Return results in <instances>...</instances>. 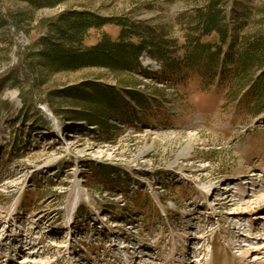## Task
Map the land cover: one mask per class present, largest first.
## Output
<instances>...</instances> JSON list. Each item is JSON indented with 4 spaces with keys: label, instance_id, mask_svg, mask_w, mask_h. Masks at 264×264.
Returning a JSON list of instances; mask_svg holds the SVG:
<instances>
[{
    "label": "rangeland",
    "instance_id": "374dc122",
    "mask_svg": "<svg viewBox=\"0 0 264 264\" xmlns=\"http://www.w3.org/2000/svg\"><path fill=\"white\" fill-rule=\"evenodd\" d=\"M207 1L0 0V264H133L130 246L142 245L148 264L264 262V114L239 110L221 77L207 87L183 66L177 83L162 80L161 62L146 53L135 72L39 65L49 22L69 12L165 28L181 56ZM226 14L231 33L264 28V0H229ZM120 32L92 30L89 44ZM96 82L145 94L143 107L131 102L135 123L101 129L74 117L68 90Z\"/></svg>",
    "mask_w": 264,
    "mask_h": 264
},
{
    "label": "trees",
    "instance_id": "16d2710c",
    "mask_svg": "<svg viewBox=\"0 0 264 264\" xmlns=\"http://www.w3.org/2000/svg\"><path fill=\"white\" fill-rule=\"evenodd\" d=\"M30 2L41 7L52 5L49 0L43 4ZM228 2L208 0L194 10L188 33L183 37L181 56L170 52L176 41L169 46L165 28L153 29L123 19H100L93 14L69 12L49 22L46 36L38 42L42 48L38 56L43 63L39 65L50 74L75 72L86 67L135 72L142 71L139 58L146 53L161 62L162 80L177 76L173 80L177 83L183 66L197 69V75L206 81L207 87L221 77L226 98L239 102V110L260 116L264 114V28L246 34L231 33L226 14ZM109 24L121 28L118 39L101 33L97 43L89 44L91 31H101ZM131 81L118 78L120 84H130L128 87L136 85ZM155 91L154 97L164 93L162 88ZM68 98L80 109L74 113L77 120L101 129L109 128L107 123L112 119L135 123L130 116L132 103L142 107L148 103L140 90L118 91L115 86L97 82L68 90ZM123 117H127L126 120Z\"/></svg>",
    "mask_w": 264,
    "mask_h": 264
},
{
    "label": "bare ground",
    "instance_id": "6f19581e",
    "mask_svg": "<svg viewBox=\"0 0 264 264\" xmlns=\"http://www.w3.org/2000/svg\"><path fill=\"white\" fill-rule=\"evenodd\" d=\"M251 175L250 176H256V174H255V172H251L250 173ZM211 186H214V189L215 188H217L215 185H211ZM223 187V186H222ZM246 192V191H245ZM245 192H243V194L245 195ZM251 191H249V193H250ZM245 197V196H244ZM242 202L244 201V198L241 200ZM264 211V210H263ZM244 226H242L241 225V228H238L237 227V229H238V231H241L242 230V228H243ZM264 230V229H263ZM237 231V232H238ZM21 250H22V248H21ZM30 249L29 248H23V252L22 253H25V252H27V251H29ZM139 251V250H138ZM145 251V250H144ZM250 253V252H249ZM148 255V253H146V256ZM138 258V257H137ZM146 261V260H145ZM238 261V260H237ZM146 264H148V263H146ZM211 264H214V260L212 261V263ZM231 264H233V262L231 263ZM254 264H264V262L263 263H260L259 262V260H257V259H255V261H254Z\"/></svg>",
    "mask_w": 264,
    "mask_h": 264
},
{
    "label": "built area",
    "instance_id": "2783aa9c",
    "mask_svg": "<svg viewBox=\"0 0 264 264\" xmlns=\"http://www.w3.org/2000/svg\"><path fill=\"white\" fill-rule=\"evenodd\" d=\"M143 58L146 60V63H147V64H157L156 62H153L148 56H147L146 58H145V56H143L142 59H143ZM146 63H145V64H146Z\"/></svg>",
    "mask_w": 264,
    "mask_h": 264
}]
</instances>
